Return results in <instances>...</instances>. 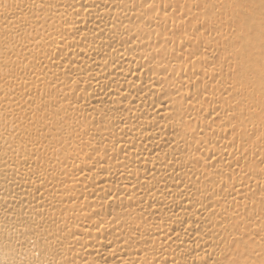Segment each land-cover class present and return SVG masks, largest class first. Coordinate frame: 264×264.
Masks as SVG:
<instances>
[{"label": "bare ground", "instance_id": "obj_1", "mask_svg": "<svg viewBox=\"0 0 264 264\" xmlns=\"http://www.w3.org/2000/svg\"><path fill=\"white\" fill-rule=\"evenodd\" d=\"M264 0H0V264H264Z\"/></svg>", "mask_w": 264, "mask_h": 264}, {"label": "rangeland", "instance_id": "obj_2", "mask_svg": "<svg viewBox=\"0 0 264 264\" xmlns=\"http://www.w3.org/2000/svg\"><path fill=\"white\" fill-rule=\"evenodd\" d=\"M258 190H259L261 193H264V187L259 186V187H258ZM0 220H1V217H0Z\"/></svg>", "mask_w": 264, "mask_h": 264}]
</instances>
